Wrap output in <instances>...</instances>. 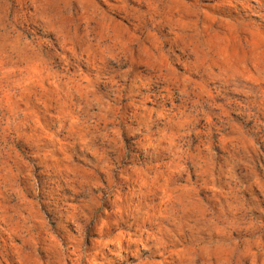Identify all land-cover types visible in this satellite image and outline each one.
<instances>
[{"label": "rangeland", "instance_id": "rangeland-1", "mask_svg": "<svg viewBox=\"0 0 264 264\" xmlns=\"http://www.w3.org/2000/svg\"><path fill=\"white\" fill-rule=\"evenodd\" d=\"M0 264H264V0H0Z\"/></svg>", "mask_w": 264, "mask_h": 264}]
</instances>
